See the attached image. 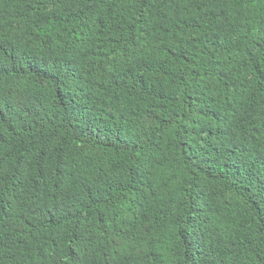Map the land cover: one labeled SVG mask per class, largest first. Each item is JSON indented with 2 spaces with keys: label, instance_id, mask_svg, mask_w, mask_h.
I'll return each instance as SVG.
<instances>
[{
  "label": "trees",
  "instance_id": "1",
  "mask_svg": "<svg viewBox=\"0 0 264 264\" xmlns=\"http://www.w3.org/2000/svg\"><path fill=\"white\" fill-rule=\"evenodd\" d=\"M0 264H264V0H0Z\"/></svg>",
  "mask_w": 264,
  "mask_h": 264
}]
</instances>
